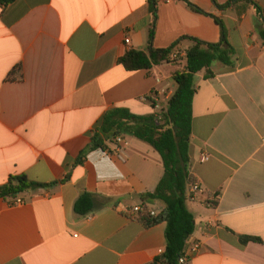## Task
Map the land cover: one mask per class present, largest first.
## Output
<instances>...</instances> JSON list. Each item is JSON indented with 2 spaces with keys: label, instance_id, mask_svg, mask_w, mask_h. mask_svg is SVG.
I'll list each match as a JSON object with an SVG mask.
<instances>
[{
  "label": "crops",
  "instance_id": "1",
  "mask_svg": "<svg viewBox=\"0 0 264 264\" xmlns=\"http://www.w3.org/2000/svg\"><path fill=\"white\" fill-rule=\"evenodd\" d=\"M154 1L156 16L150 0L0 3V187L13 176L51 184L20 205L0 199V264H152L165 251L166 224L145 229L125 212L157 189L160 154L125 136V162L114 142L78 159L110 110L161 112L186 69L179 61L129 72L118 63L126 52L145 51L152 29L159 50L188 51L186 37L219 43L218 21L236 55L194 78L190 172L206 191L187 203L190 239L202 244L187 264H264V0H253L263 16L248 0ZM154 92L153 110L142 98ZM86 192L102 204L78 217ZM245 236L263 243L242 245Z\"/></svg>",
  "mask_w": 264,
  "mask_h": 264
},
{
  "label": "trees",
  "instance_id": "2",
  "mask_svg": "<svg viewBox=\"0 0 264 264\" xmlns=\"http://www.w3.org/2000/svg\"><path fill=\"white\" fill-rule=\"evenodd\" d=\"M15 1L0 0V3L8 6ZM248 1L254 4L263 16L260 6L253 0ZM150 3L152 13L156 16L157 5L154 0H150ZM230 6L231 3L218 7L225 10ZM192 8L198 13H203L197 7ZM218 23L221 27L219 43L212 44L196 38H184L193 42V46L188 50L186 69L173 76L176 90L161 112L137 115L124 107L110 110L104 116L101 126L94 132L90 146L78 159V164H83L90 151L96 149L106 151L108 149L106 143L114 142L119 136H131L144 141L160 154L164 164V176L155 192L142 196L145 211L135 218L145 229L166 224L167 247L152 264H178L187 248L189 238L196 231V219L187 207L186 196L192 162L190 144L193 131V102L196 94L194 78L202 71L205 72V78L212 77L211 67L215 61L232 66L236 55V50L227 40L223 23L221 21ZM259 32L264 38V30L260 28ZM153 39L154 30L152 29L148 48L145 51L130 50L119 59L118 63L129 72L150 71L163 63H175L170 60V54L176 50L177 46L166 50L155 49ZM156 95L155 92L152 94L154 97ZM149 101L154 110L156 102ZM45 187H51V184L42 185L30 181L26 176H13L7 185L0 187V199L13 203L24 194ZM100 202L96 195L83 193L75 203V213L78 217L89 216L99 209ZM157 203H161L163 208L159 209L156 216H152L149 204ZM251 242L263 243L261 239L255 237L241 238L242 245Z\"/></svg>",
  "mask_w": 264,
  "mask_h": 264
},
{
  "label": "built area",
  "instance_id": "3",
  "mask_svg": "<svg viewBox=\"0 0 264 264\" xmlns=\"http://www.w3.org/2000/svg\"><path fill=\"white\" fill-rule=\"evenodd\" d=\"M166 1L170 2L171 0H166ZM130 42H131L130 38H126L125 43L129 45ZM187 59H188V51L186 50H180V51L175 50L170 54V60L172 62L183 61L186 63ZM149 100H153L154 102H157L156 98L152 95H150L149 97L142 98V101L151 103V101ZM114 143L116 144V156L119 158V160H121L122 162H125L127 159V152H126V144H125V140L123 136L117 137ZM211 157L212 156L209 152L204 151L201 154L200 162L207 163L211 160ZM189 174H190V178L188 179L187 186H186V196L189 202H193L197 199L198 195L203 194L206 191V189L204 185L202 184V182H200L197 178H193L195 176L191 172H189ZM23 203L24 201L19 198L17 200H14L13 203H11V205L16 206V205H20ZM149 207L151 208L152 216H156L159 213V210L156 209V207L153 206L152 204H149ZM144 211H145V208L142 205V206L132 207L131 209L126 210L125 212L128 216L136 218V216L139 213L144 212ZM190 238L187 243V248L185 249L182 257L179 259L178 264H187L189 261L195 258L201 250L202 244L198 241H192V239ZM162 253L163 252H161V254Z\"/></svg>",
  "mask_w": 264,
  "mask_h": 264
}]
</instances>
